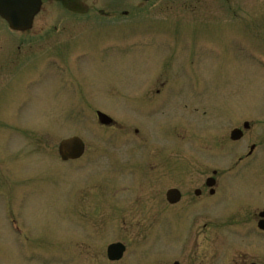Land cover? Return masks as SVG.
<instances>
[{
  "label": "rangeland",
  "instance_id": "obj_1",
  "mask_svg": "<svg viewBox=\"0 0 264 264\" xmlns=\"http://www.w3.org/2000/svg\"><path fill=\"white\" fill-rule=\"evenodd\" d=\"M51 21L57 33L32 48L51 46L75 79L60 91L36 55L17 97L0 96V264H264V233L249 226L264 211V155L240 160L264 150V0L45 3L33 30ZM242 122L252 128L232 142ZM72 137L85 154L62 161ZM215 169L223 182L209 196ZM171 188L182 198L165 209ZM119 241L130 250L114 263Z\"/></svg>",
  "mask_w": 264,
  "mask_h": 264
},
{
  "label": "flooded vegetation",
  "instance_id": "obj_2",
  "mask_svg": "<svg viewBox=\"0 0 264 264\" xmlns=\"http://www.w3.org/2000/svg\"><path fill=\"white\" fill-rule=\"evenodd\" d=\"M11 1L12 0H0V2H3V3H6V2L8 3ZM40 1H41V3H40L39 11L41 10V8L43 7V5L45 3H55V4H64V5L67 4V5L74 6V7H76V6L81 7L83 5V2H84V0H40ZM152 1H150V2H152ZM110 8L111 7H109L108 9H110ZM103 11H105V10H103ZM37 14L38 13H36V15L34 16L32 26L29 29L19 30V29L12 28L10 26L9 19L6 18V16L0 12V77H1L0 81L3 83V85L5 83H6L5 85H7L5 87V89H4V86L1 89L3 93H0V96H2L3 102H5L7 105H9V103H10L9 102L10 98L17 97V95H15V93H16V91L18 92V89H17L18 82H19L17 80L18 76L21 74L22 71H24L27 68V66L25 68H24V66L26 64H28L36 55H37L36 59L43 62L44 65L46 66V68L44 69L45 74L54 78L53 83H55V86L57 89L61 88L63 90L65 88H67L69 85V82L75 79V78L73 79V76L71 78L68 77V75H67L68 74L67 73L68 72V66L66 65V62L62 59V57H60L58 54L56 55L54 53H52V54L49 53V48L51 46L50 47H44V49H42L38 53L36 51H34V48H32L34 46V44L41 42V41H44V40L52 37L54 34L57 33L56 31H54L56 29V26L54 27V24L52 21L46 22L44 25V29H41L38 31L33 30L34 29V22H35V19L37 17ZM60 34H63V32H60ZM60 41H68V39H64V40H60ZM60 41L58 42V44L62 43ZM58 44H56V46ZM10 45H11V47H10ZM14 45L15 46L17 45L18 48H17V46L13 47ZM19 45H27L28 46V48H26L27 52L19 54L18 50L21 49V47H19ZM7 50H9L8 51V52H10L9 54L8 53L5 54ZM5 60L7 61L6 63H4ZM45 74L42 71H40L38 73L35 72L34 75H29V76L27 74H22L24 76V79H23L24 80V86L29 88L30 86L35 85L37 81H40L41 79L44 78ZM7 110L9 111V108H7ZM8 111H6V113ZM257 119H258L257 121H259L258 125L260 126V131L258 132V134H260V133L264 134V117H259ZM242 123H243L242 124L243 129L235 128L232 130V131L240 130L242 132L241 137L238 140H232L231 139V133H232V131H231L229 138L232 142L237 143V142L242 141L244 138L247 137L248 132L251 130L252 125L250 123H248V122H242ZM112 125H113V121L110 124V126L112 127ZM225 139H226L225 137L223 138L220 136L219 142L217 141V143H218L217 147L219 148V150L221 152L219 155L223 154L222 151H223V147L225 146V141H226ZM262 145H264V144H262ZM256 147L258 150L256 149L257 152L254 154L253 152H254ZM259 149L260 148H258V146L253 144L250 147V150H249V153L247 154V156L245 158H240V160L242 159L241 161H243L244 159H248V158H250L254 155L256 156L257 154H260V153L262 155H264V150L261 151ZM84 154H85V144H84L83 155ZM213 159H211V161ZM69 161H71V160H69ZM221 177H222V173L218 169H215L212 171V175L209 178H207V180L205 181V186H206V189L208 190L209 196L216 195V193L220 189V186H221L220 181L223 182V180H221ZM211 179L213 180V186L209 187L207 185V182H208V180H211ZM170 190H178V189L171 188V189H169L163 193L164 198H165V202L167 203V205H166L167 207H165V209L168 207L174 208V206L177 205L181 201V198H182V194L178 190L181 194L180 201L175 203V204L171 203L170 201H168V198H167L168 192ZM196 192H199V195H197ZM194 194H195V196H200L201 191L197 189V190H195ZM161 198L163 199V196H161ZM161 203L163 205L161 207H159V212L161 211L160 210L161 208H164V202H161ZM262 213H264V211H261V212L259 211L257 213V217L259 218L257 222L249 223V226L253 227L256 230L257 234L258 233L259 234L264 233V230L260 229V227H259L260 222L262 220L264 221V217L263 218L261 217ZM252 215H253L252 217L254 218L255 215L254 214H252ZM253 218H252V221L255 220ZM6 220H7L6 222L9 225V227H8L9 230H12V234H10V233L9 234L15 240L16 232H19V228H18L16 219L12 214L9 213L6 217ZM211 222H208L205 224V229H206V231H208V233L206 235L207 239H206L205 245H204V247H205L204 252L208 254V256H205V257L210 258L209 262H210L211 256H212L210 243L212 242L213 237H214L213 227L217 226V224L214 225L213 222L212 223ZM152 228H154V226ZM153 234L154 233L151 232L152 236H153ZM14 240L11 239V241H14ZM147 240L148 239L146 238L144 243ZM117 243H120L124 246V253H123L121 259H119L117 261L116 260H110L109 256H108V251L106 252L107 259L109 261L114 262V263H117L118 261L119 262L122 261L125 253L130 250L129 244L128 245L124 244L121 241H119ZM144 243H142V244L138 243L139 246H135V248H133L130 252L134 253L136 247H139V249H141V247ZM112 244H116V243H112ZM191 261H193V260H191ZM152 262H153V264L156 263V258H154L152 260ZM145 264H147V262ZM163 264H167V263L165 262ZM174 264H179V262L176 261Z\"/></svg>",
  "mask_w": 264,
  "mask_h": 264
},
{
  "label": "water",
  "instance_id": "obj_3",
  "mask_svg": "<svg viewBox=\"0 0 264 264\" xmlns=\"http://www.w3.org/2000/svg\"><path fill=\"white\" fill-rule=\"evenodd\" d=\"M150 1V0H143ZM40 0H12L11 2H0V12L9 19L10 26L14 29L24 30L32 26L33 18L40 9ZM97 117L102 125H110L112 118L102 112H97ZM240 130H234L231 133L232 140H238L241 137ZM84 153V143L79 137H72L63 140L59 144V154L66 161L69 159H78ZM207 185L213 186V180H208ZM199 195V192H196ZM168 201L175 204L180 201L181 194L178 190H170L167 195ZM264 217V213L261 214ZM260 229L264 230V221L259 224ZM124 253L122 244H113L108 248L110 260L121 259Z\"/></svg>",
  "mask_w": 264,
  "mask_h": 264
}]
</instances>
